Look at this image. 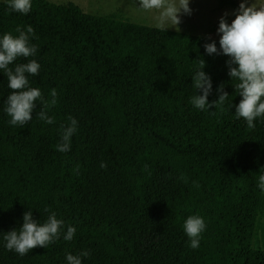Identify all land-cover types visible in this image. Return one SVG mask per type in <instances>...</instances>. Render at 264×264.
Returning a JSON list of instances; mask_svg holds the SVG:
<instances>
[{"label":"trees","instance_id":"trees-1","mask_svg":"<svg viewBox=\"0 0 264 264\" xmlns=\"http://www.w3.org/2000/svg\"><path fill=\"white\" fill-rule=\"evenodd\" d=\"M31 3L22 14L0 0V38L33 28L35 56L10 67L36 60L29 87L45 100L56 89L57 103L46 109L52 124L37 118L38 100L29 123L10 125L11 90L0 70V264H68L66 254L83 251L82 264H264V117L253 129L236 117L239 81L228 75L219 40L89 15L72 3ZM213 42L219 54L209 55L204 46ZM200 60L209 104L223 85V105H192L202 94L191 78ZM69 117L77 131L60 152ZM29 210L41 224L55 212L65 226L47 248L20 256L4 235ZM191 215L206 225L197 249L183 229ZM68 226L76 229L71 241L63 239Z\"/></svg>","mask_w":264,"mask_h":264},{"label":"clouds","instance_id":"clouds-1","mask_svg":"<svg viewBox=\"0 0 264 264\" xmlns=\"http://www.w3.org/2000/svg\"><path fill=\"white\" fill-rule=\"evenodd\" d=\"M140 9L144 11L156 10L155 17L157 27L165 31L169 27L176 28L180 23V14H190L189 0H139ZM246 0H242L235 18L229 24L224 17L220 18L217 32L220 34V52L230 59L226 62L229 67L228 75L239 82L235 85V91L242 99L235 106L237 118H243L250 129L255 128L254 121L258 117H264V4L257 7L254 3L245 6ZM8 7L16 12L27 14L31 11V0H7ZM18 36L11 33H4L0 38V70L7 76L8 88L11 90L5 103L4 111L10 117L9 124L23 127L32 120V112L36 107V101H41L43 108L36 114L38 119L45 123H54V118L47 114L46 109L55 106L57 103L56 89L50 92L51 99L45 100L39 88L29 87V75H37L40 64L32 59L26 63L16 64L17 58H28L35 56L37 46L29 43L34 36L31 26L26 29L17 26L15 29ZM207 54H219L215 43L205 44ZM200 68L192 78V85L195 90H200L201 95H194L191 103L200 110L209 109L216 105H223L228 98V93L223 91L221 85L217 91L220 93L217 100L209 104L207 97L211 93L212 84L210 77L202 69L205 64L199 61ZM232 65H236L232 67ZM70 124L61 126L60 143L56 148L60 152L70 150V139L77 131V121L69 117ZM101 168L106 164L101 162ZM147 167V166H145ZM79 171V164L74 169ZM184 178V177H182ZM186 179V178H184ZM258 187L264 191V175L259 177ZM45 211H49L45 209ZM64 221L57 219L55 212H50L44 223L33 220L31 210L23 214V224L4 235L7 250H14L20 256H24L33 248H47L48 245L57 240L64 227ZM204 219L197 215L187 217L183 229L190 240L189 246L192 249L199 247L201 233L205 230ZM76 229L67 227L63 235L65 241H71ZM89 253L83 251L78 255L66 254L68 264H82L81 257H87Z\"/></svg>","mask_w":264,"mask_h":264},{"label":"rangeland","instance_id":"rangeland-1","mask_svg":"<svg viewBox=\"0 0 264 264\" xmlns=\"http://www.w3.org/2000/svg\"><path fill=\"white\" fill-rule=\"evenodd\" d=\"M57 5L72 3L79 7L84 13L93 16H108L116 14L128 19L132 23L157 27L155 19L156 10L144 11L140 9L139 0H47ZM236 6H220L219 0H189L190 14H180L181 23L176 27H169L167 30L185 32L192 35H199L211 39H220L217 32L219 21L224 17L227 23H231L239 9L242 0H230ZM255 4L257 7L264 4V0H246L245 6ZM264 223L261 220L260 224ZM260 234L254 240V244L260 246Z\"/></svg>","mask_w":264,"mask_h":264}]
</instances>
